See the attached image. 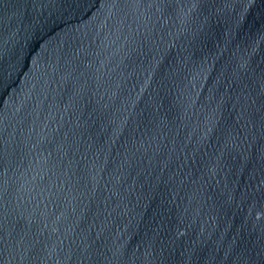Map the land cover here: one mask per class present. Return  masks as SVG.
<instances>
[{"label":"water","instance_id":"95a60500","mask_svg":"<svg viewBox=\"0 0 264 264\" xmlns=\"http://www.w3.org/2000/svg\"><path fill=\"white\" fill-rule=\"evenodd\" d=\"M0 264H264V0H0Z\"/></svg>","mask_w":264,"mask_h":264}]
</instances>
